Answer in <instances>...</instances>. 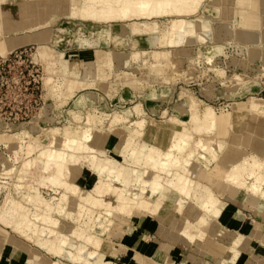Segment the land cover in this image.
<instances>
[{
    "label": "bare ground",
    "instance_id": "6f19581e",
    "mask_svg": "<svg viewBox=\"0 0 264 264\" xmlns=\"http://www.w3.org/2000/svg\"><path fill=\"white\" fill-rule=\"evenodd\" d=\"M204 1L79 0L77 8L68 15L72 19L94 22L95 24L102 21L103 23H109L107 25L103 24L101 29L95 31L92 39H87V37L81 39L80 43L82 44H101L102 41H107L111 34V28L114 26L111 23L114 22L126 24L125 27H127L128 31L130 28L135 29L136 26L133 25L136 23L143 31L158 34V44L156 46L146 51L134 50L116 55L117 62L120 65L126 64V66L131 65L133 60L148 55L142 59L144 64H148L150 72L155 74L161 73L166 68L167 59L171 51L178 53L181 51L178 50L179 48L184 47L185 43L193 41L197 36L207 37V32L212 27V20L208 19L205 14L210 11L219 10L228 15L229 11L235 9L233 8L235 5L236 9L237 7L241 9L252 8L254 10L250 11L249 14L251 15L249 17H246V12H242L241 15L244 23L256 24V12L258 10L255 11V8H257L256 5H259V0L210 1L209 4L205 5L203 14L196 16ZM56 4H61V0ZM33 14L35 15V10L27 12L23 17V23H28V19ZM42 15L47 16V11L43 12ZM163 17H168L169 19L165 35L161 37L159 36L160 28L156 27H161L160 23L156 24L157 21L155 22L154 19ZM1 19L2 13L0 10V55L4 54L3 57H5L15 46L11 41L3 37ZM137 20L141 21L138 22ZM224 22L225 25L223 27L226 28V33L229 34L231 29H234V25L232 26L233 22L231 24L230 21ZM199 28L207 29V32L199 33ZM142 33H140V36H136L137 40L145 39ZM52 35L53 31L45 28L41 32V38L35 43L38 45L36 53H38L46 70L47 80L45 87L50 90V94L51 91L58 90L56 93H59L64 98H70L76 92L78 79H76L75 85H68V80L72 78L71 73L74 70L68 67L67 60L58 56V52L43 45L44 42H52ZM159 47L165 50L157 49ZM95 55L96 63H94L96 68L95 70H90V73L97 70L98 74L104 75V68L112 69L113 57L109 49L104 52L95 51ZM248 58L251 60L259 58L258 50H252ZM149 59L151 60L150 62L147 61ZM163 62L165 66L162 64ZM56 73L61 75V80L58 84L54 83L57 79H53ZM139 81L140 83L142 82L141 79ZM139 92L141 91L139 90ZM60 95L59 97H61ZM97 95L98 93L95 91H87L81 94L74 104L79 105L86 100L99 98ZM63 100L62 98L61 101ZM201 103L194 95H187V99L176 104L175 111L177 115L168 117L163 126L156 121H151L146 125L145 120L142 118L131 119L134 115L139 116L143 112L142 109L140 111L141 106L139 107V104H135L122 114L114 111L112 114H105L104 117L98 118L90 114L86 117L84 124L86 126L84 128L83 126H77L72 131L65 130L64 133L59 132L57 128H47L40 141L34 137L32 140L26 141V138L31 137L27 131L23 132V136L16 135L17 138L19 137L20 146L18 147L20 149L18 150H20V153L23 150L24 154L30 157L29 155L36 152L35 157H27L21 169L19 168L18 174L19 172L21 174L18 180H22L24 176H27L28 174H24L28 173L33 167V169L36 168L41 172V179L63 189V193L59 197L54 198L56 196H52V198L56 199L53 202L42 198L40 192L34 186H27L26 192L18 193L34 206L37 205L38 211L34 218L29 217L24 212L21 202L14 198H6L3 207L0 208V220L8 228L12 225L22 238H25L27 242L34 243L33 246H35L34 248L26 247L27 245L19 246V249L15 252L16 257L20 260H25L28 258L27 255L31 254L32 257L28 261L35 260L39 264H58L59 260L54 261L49 255L56 256L59 259L67 255L73 261L95 264L93 262L94 258L99 255L101 261H96V263L107 264L102 262L100 251H107L112 245L111 238H107V235H110L109 232L118 226L121 227V223H125L133 217H140L141 219V217L147 215L157 214L160 217V232L169 227L174 232L187 238L189 243L194 244L199 253L214 257L218 263H223V260H219V257H217L223 254V257L226 256L227 260L232 262L239 256L238 250L247 258L246 264L264 263V254H259L257 251L258 248L264 250V229L259 222L255 220L252 228L247 233H238L234 230H226L218 221V217L224 207L221 196L225 189H228L235 196L251 201V204L256 207V213L264 217V137L260 138L262 146H260L259 150L250 152L256 121L260 117L264 118V98L248 97L244 101L234 103L232 111L226 113L215 112L214 108L209 104H205L203 109H200ZM243 118L248 119L246 125L242 123ZM127 122L128 124H134L135 129L128 131L127 135L117 132L119 140H121L117 152L123 157V162H120L105 156V147L111 140V133L108 131L102 132L101 128V131L97 129L98 131L93 134L92 127L97 125L100 127L107 123L110 130L114 128L121 130ZM203 132L215 134V141H210L206 145L205 151L212 152L214 147L218 146L222 148L220 149L222 152L219 157H213V159L206 161L208 165L213 161L212 165L207 167L208 175L206 180H203L202 175L196 170L199 164H196L192 170L187 168L189 158L198 153L200 154L202 151L205 138L201 135ZM135 134L143 137V142L138 145L133 144ZM194 134L199 137L195 138ZM9 138H6V135H0V142L5 143V140ZM18 150L14 151L15 160H19L18 158L20 157L18 156ZM174 150L185 157L181 156L180 168L172 170L175 176V180L172 183L169 184L167 176L165 178L156 177V175L153 176L152 172L146 171V167L153 168L154 171H169L167 166L173 162V153L171 151ZM230 153H233L232 156L236 157L237 160L232 161ZM77 154L79 156L84 154L85 167L92 172L95 180L82 194L77 181L84 166H82V163L79 167L76 166V162L79 161L75 158ZM202 156L205 157V155ZM12 170L14 168L5 169L4 173L10 174ZM187 170L189 171L188 173L186 172ZM42 173H47L48 175L42 176ZM218 180L221 181L219 185L222 187L217 189L216 183ZM114 183H119L121 186L117 187ZM19 187L21 185H18ZM130 187H136L137 192H130ZM53 190L55 195L59 194L56 188H53ZM218 191H220V195L217 194ZM171 194L176 195L175 198H172ZM108 195H112L114 200H107L106 197ZM166 199L171 200L173 210L161 213L159 208ZM258 202H262L260 207L257 206ZM68 206L76 213L72 219L79 223L70 229V237L67 241L69 247H66L61 243L62 233L59 232V229L62 225L60 216L66 212ZM88 211L92 213L88 217L89 226L83 228L82 224L84 221L82 219L84 220ZM92 211L95 212L93 213ZM108 213L111 216H107ZM160 214L161 216H159ZM108 220L109 222L106 224ZM75 239L83 241L85 245L93 248V251L89 253V258H87L88 253L82 254L83 246H80ZM0 240L1 255L5 245L10 246L14 243V237H7L4 234V236L0 237ZM204 243L209 246V251H203L202 245ZM189 260L187 263H198L199 261L197 259ZM149 263L160 264V262L152 259H149Z\"/></svg>",
    "mask_w": 264,
    "mask_h": 264
},
{
    "label": "rangeland",
    "instance_id": "374dc122",
    "mask_svg": "<svg viewBox=\"0 0 264 264\" xmlns=\"http://www.w3.org/2000/svg\"><path fill=\"white\" fill-rule=\"evenodd\" d=\"M210 1L212 2L215 0H205L200 6L201 9H198V14L196 13V16L203 14L205 5L209 4ZM233 8L235 9L229 11L228 15H225L219 10L210 11L208 14H205L208 19L212 20V27L211 29L209 28V32L204 28H199L198 32H207V37L197 36L195 38L196 40L194 39L191 42H187L184 47L179 48L178 50L181 51L178 53L171 51L167 59L168 64L159 76H157V74L148 76L146 71H144L145 73L141 71L135 77L131 78L130 82L123 78H118V80L115 79L108 84V89L106 91L101 94L97 92L99 98L86 100L79 105H75L74 102L79 99L81 94L91 90L84 91L80 94L76 93L70 98L62 97V95L56 93L58 90L51 91V94H56L51 95L49 92L50 90L45 87V82L47 80L46 70L38 53H36L38 45H36L35 42H33V44L15 47L13 50L9 51L7 55L5 54V57H3L4 54H2V56L0 55V135H6V138L10 137L5 140V143L0 142V208L3 207L7 197L14 198L23 204L24 212L29 217L34 218L38 211L37 205L35 204L36 206H34L28 200L22 198L18 193L26 192L27 186H34V188L38 189L42 198L49 200V202L55 201L56 199L54 198L59 197V195L63 193V189L59 188V186L41 179V172L36 168L33 169V167L28 173L24 174H28L27 176H24L22 180H18L21 174V172L18 174V171H20L19 168L21 169L23 162H25L28 157V155L24 154L23 150L21 151L22 153L18 150L20 149V147H18L20 143L19 137L17 138V136H23L22 134H24V131H27L29 136L31 135L32 137L26 138V141L34 138L40 141L47 128H57L61 133H64L67 129L72 131L77 126H83L84 128L86 126L84 125L86 117L90 114L95 115L96 118L104 117L105 114H112L114 111L115 113L122 114L126 109L132 108L135 104H139V107L141 106L140 111L142 109L143 112H141L139 116L134 115L131 119L142 118L145 120L146 125L151 121H156L160 122L161 126H163L168 117L177 115L175 106L178 102L187 99V95H194V97L202 102L200 104V109H203L205 104H209L217 113L231 112L234 103L244 101L248 97L254 96L264 98V26L261 27L264 25V13L262 14L259 11L256 12L257 25L255 24V26L252 24V26L246 27L239 23L241 13L236 11V5L233 6ZM168 19V17L154 19L155 22L157 21L156 24L160 23L159 25L161 27H156L160 28V31L159 29L157 30L161 37L165 35ZM137 21L140 22L141 20ZM224 21H230V24L233 22L232 26L234 25V29H231L229 34L226 33L227 30L223 27L225 25ZM204 22L206 23V21ZM103 24L107 25L109 23H103L102 21L101 23L95 24L94 22L78 19L65 21L52 30L53 37L51 40L53 41L55 35L56 38L60 40L59 44L53 45L52 42L50 43L48 41L44 42L43 45H46L50 49H54L55 52L59 53L58 56H61L60 58L67 60L68 49L82 48V46L87 45L86 43H80L82 41L81 39H84V37L92 39L94 36L92 33L101 29ZM111 24L114 25L116 23L114 22ZM133 26H136V28H130V37L140 36V33L145 32L136 23ZM150 34L153 35L152 32L144 33V35ZM157 49L165 50L161 47ZM244 50L245 52L243 53ZM252 50H258L259 58L252 60L248 58ZM147 56L148 55H145L144 58ZM207 59L210 61H207ZM147 61L150 62L151 60L149 59ZM162 64L165 66L164 62ZM124 66H126V64ZM60 76L59 73L54 75L53 79H57L54 83L58 84V82H60ZM140 79L142 81L141 83L139 81ZM129 83L132 89H134L131 90L130 94L127 92L124 93V89L128 87L127 85ZM110 86L111 88H109ZM139 90L141 92H139ZM59 95L66 100L61 101L62 98L59 97ZM92 112L94 113L92 114ZM182 118L186 119L184 117ZM247 122V118L242 119L243 125H246ZM256 122L254 127L255 134L250 152L259 150L260 146H262L260 138L264 137V118L260 117ZM92 128L93 134L98 130L101 131L102 128V132L108 131L109 133L116 134L119 132L122 135H127L128 131H133L135 129V125L128 124L127 122L123 125V129L121 130H119V128L110 130L109 125L105 123L100 127L97 125ZM201 135L205 137L202 151H199L200 154L198 153L192 156V158H189L190 160H188L187 168L192 170L196 164H199L196 170L202 175L203 180H206V176L208 175L207 167L212 165L213 162L211 161L208 165L206 161L213 159V157H219L222 152L220 149L222 148L218 146L214 147L212 152L205 151L206 145L209 144L210 141H215V134L203 132ZM194 137L197 138L199 136L194 134ZM141 142H143V137L135 134L133 144L138 145ZM16 150L19 152V160L14 159V151ZM171 152L173 153V162L169 163L167 166L169 171H154L153 168L146 167V171L152 172L154 174L153 176L156 175V177L159 176L162 178L167 176L169 184L175 180L172 170L180 168L179 162L181 156H183L175 150ZM232 154L233 153H230L232 161L237 160ZM35 155L36 152L29 156L33 158ZM202 155H205V157ZM24 156H26V158H24ZM83 156L84 154L80 156L77 154L75 156V158L79 160V163L76 162L77 167H79L81 163L83 164L82 166H86ZM108 156L110 157L111 154ZM115 159L117 158L115 157ZM119 159L122 160L121 158L117 160ZM126 167L128 166L126 165ZM9 168H14V170H12L10 174L4 173L5 169ZM186 172L188 173L189 171L187 170ZM47 175V173H42V176ZM219 182L221 181L218 180L216 183L217 189L218 187H222L219 185ZM18 185H21V187L18 188ZM53 188H56L59 194L57 193V195H55ZM217 194L220 195V191H218ZM52 196L56 197L52 198ZM175 196L176 195L171 194L172 198H175ZM70 209L71 208L68 206L66 212L60 216L62 223L59 229V232L62 233L61 243L66 247H69L67 241L70 237V229L79 223L72 219L75 217L76 213ZM90 214L92 213L88 211V216L85 215L84 220L82 219V221H84L82 224L83 228L89 226L88 217L91 216ZM107 216L111 215L108 213ZM108 222L109 220L106 224ZM1 227L2 229L0 230L5 231V234H8V236H13L14 238L18 236L22 238L17 231L14 230L12 225L8 228L5 226V223L0 220V228ZM109 233L110 235H107V238H111L113 234L112 230ZM22 239L26 241L25 238ZM75 240L80 246H83L82 254L88 253L87 258H89V253L93 251V248L85 245L83 241L78 239ZM31 244L33 245L34 243ZM237 252L239 256L235 261H237L240 256L243 257L241 251L238 250ZM27 257L25 261L28 263L31 262L28 261V259L32 257L31 254L27 255ZM11 260V258L8 259L9 262ZM96 261H101L99 255H96L93 261L95 264H99L96 263ZM235 261L233 263H235ZM246 261L247 258H245V263ZM83 263L87 264L86 262Z\"/></svg>",
    "mask_w": 264,
    "mask_h": 264
},
{
    "label": "crops",
    "instance_id": "0c3cea01",
    "mask_svg": "<svg viewBox=\"0 0 264 264\" xmlns=\"http://www.w3.org/2000/svg\"><path fill=\"white\" fill-rule=\"evenodd\" d=\"M59 1L60 0H0L3 37L6 40L11 41L17 48L33 44V42L36 43L37 40L41 38V32L45 30L44 28L52 31L61 23L71 21L72 18L68 14L77 8L79 0H61V4H56ZM256 7L258 9L255 8V11L258 10L263 14L264 0H259V5H256ZM30 10L31 12L32 10H35V15L33 14L30 19H28V23H23V17ZM236 10L241 14L242 12H246V17H249V15H251L249 14L250 11L252 12L254 9H241L237 7ZM46 11L48 15L41 16V14ZM243 21V17L240 15L239 23L241 25L246 27L252 26L248 22L244 23ZM125 25L124 23L114 24L111 28L109 39H107V41H102L101 44L95 43L91 44V46H89L90 44H87L82 46V48L68 49L69 52L67 58H65L67 59L68 67L74 70L71 73L72 78L68 80V85H75L76 79H78L75 94H80L87 90L101 94L108 89V84L115 79L123 78L130 82L131 78L135 77L141 71H146L148 76L150 73V76L154 74L153 72H150L149 66L144 64V56L139 57L137 60H133L134 62L132 61L129 66H124L123 64L120 65L117 62L116 55L119 53L134 50L146 51L158 44V34L144 35V33H142L145 39L137 40L134 36L130 37L131 33ZM261 27H263V25ZM92 34H94V32ZM59 41L60 40L54 35L52 41L53 45L59 44ZM108 49L113 57L112 69L104 68V75L100 73L98 74L97 70L90 73V70H95L96 68L95 51L104 52ZM155 74L159 76L161 73ZM127 86L128 87L124 89V93L127 92L130 94L132 86L130 83ZM110 139L111 140H109L105 147V156L109 157L108 155L111 154L110 158H121L122 160H116L122 162V155L117 152L120 144L118 135L116 133H111ZM94 181L92 172L88 170L87 167H84L81 170L77 181V183H79L80 193L82 194L85 192ZM114 185L117 187L121 186L119 183H114ZM129 190L130 192H137L136 187H130ZM237 197L238 196L233 195L228 189L224 190L223 195L221 196V199L224 202V207L218 217L219 224L228 231L234 230L238 233H247L252 228L253 222L256 220L264 229V217L256 213V207L251 204V201L242 197ZM106 199L114 200V197L108 195ZM166 201L164 200L159 208L161 213L173 210L171 200L166 199ZM257 204V206L260 207L262 202H258ZM159 216H161V214ZM159 219L160 217L155 214L141 217V219L140 217H133L128 219L125 223L122 221L123 223H121V227L118 226L112 230L111 247L107 251H100L102 262L107 264H150L149 259H152L153 261L160 262V264H246L244 256H240L237 261L233 260L232 262L227 260L226 256H222L219 257V260H223V263H218L214 257H211L208 254L199 253L194 244L189 243L187 238L174 232L169 227V229L167 228L163 232H160L161 224ZM5 233V231L0 230V237L4 236ZM6 236L8 237V234H6ZM21 245H27L26 247L34 248L31 243L16 236L12 245H5L2 249L3 252L1 251L0 264H39L35 260L28 263L27 261L20 260L16 257L15 252ZM202 249L203 251H209L210 248L204 243ZM257 251L259 254H264L262 248H258ZM49 257L54 261L59 260L58 264H85L81 261H73L68 258L67 255L60 259L53 255H49ZM9 258L12 259L10 262L8 261ZM189 259H197L200 262L187 263V261H190ZM234 261L235 263H233Z\"/></svg>",
    "mask_w": 264,
    "mask_h": 264
}]
</instances>
